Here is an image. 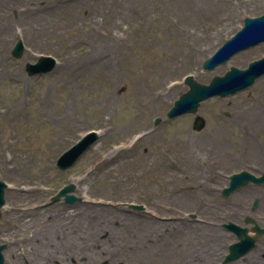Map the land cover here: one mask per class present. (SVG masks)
I'll use <instances>...</instances> for the list:
<instances>
[{
    "label": "rangeland",
    "instance_id": "1",
    "mask_svg": "<svg viewBox=\"0 0 264 264\" xmlns=\"http://www.w3.org/2000/svg\"><path fill=\"white\" fill-rule=\"evenodd\" d=\"M0 9L5 263L222 264L236 241L222 225L240 223L250 202L213 203L242 168L231 160L264 144V74L201 101L196 114H166L188 89L186 75L207 84L264 56L263 41L202 68L245 17L264 13V0H0ZM40 55L55 58L53 69L28 75L25 63ZM90 130L94 144L59 170V155ZM68 183L80 200H52Z\"/></svg>",
    "mask_w": 264,
    "mask_h": 264
},
{
    "label": "water",
    "instance_id": "2",
    "mask_svg": "<svg viewBox=\"0 0 264 264\" xmlns=\"http://www.w3.org/2000/svg\"><path fill=\"white\" fill-rule=\"evenodd\" d=\"M264 41V13L254 17H245L243 26L229 39H227L210 57L202 62L204 70H212L220 64H226L229 58L247 47ZM24 46L21 40H18L11 53L14 57H21ZM55 65V58L52 56L42 55L35 63H26L25 70L28 75H41L50 72ZM264 74V56L250 62L248 67L240 69L231 66L223 75L214 76L207 84L200 83L192 75L185 77V83L188 85L187 91L181 94L168 110L167 117L174 118L182 114H194L200 105V102L212 96H228L243 90L254 83V81ZM159 119H156V123ZM204 125V119L197 116L194 128L199 130ZM97 139V133L90 131L80 140L74 143L70 148L65 150L56 160V166L60 170H66L72 166L78 157L87 150ZM262 178H256L247 171H241L230 175L229 186L223 189L224 195H229L232 191L247 184L249 181L261 182ZM7 184L0 180V208L5 203L4 193ZM74 184L70 183L61 188L52 200H58L64 196V201L73 203L80 200L79 197L71 194L74 190ZM131 207L141 208V205L130 204ZM1 217V212H0ZM251 220V219H250ZM224 227L232 231L237 236V241L231 243L228 247V253L223 263L233 261L243 254L247 253L254 247V238L247 235V229L236 223L228 222ZM256 229H260L256 226ZM4 245H0V264H4L1 250Z\"/></svg>",
    "mask_w": 264,
    "mask_h": 264
},
{
    "label": "flooded vegetation",
    "instance_id": "3",
    "mask_svg": "<svg viewBox=\"0 0 264 264\" xmlns=\"http://www.w3.org/2000/svg\"><path fill=\"white\" fill-rule=\"evenodd\" d=\"M244 151L245 150L243 149V152ZM231 162L232 163L235 162V163L242 165V168L240 170L245 169L257 177H263V174H264V144H258L257 148L255 147L252 150V152H249V154H247L245 157L232 159ZM223 187H221L219 191L217 192V195H215L218 203L217 204L213 203V205L218 208H223L225 203L221 200L227 199L229 197H232L231 200L233 198L234 199L238 198L241 203L250 202L249 203V208H250L249 213H246L242 217H240L241 221L238 224H240L243 227H246L248 229L250 236L255 237V246L251 250L252 252H254V257H253V261L249 264H264V231L254 230L252 232L251 230L255 224L260 229H264V181H262L261 183L250 182L246 184L245 186L242 187V188L246 187V189H244V191L241 192L238 196L236 194L242 188L233 191L229 196L226 197L222 193ZM206 194L207 196H209L207 192ZM209 205L211 204L209 203ZM249 219H253L255 221L254 224L253 222H247V220ZM4 246L5 247L2 250V253L7 248L6 244H4ZM247 254H245L244 256H246Z\"/></svg>",
    "mask_w": 264,
    "mask_h": 264
},
{
    "label": "bare ground",
    "instance_id": "4",
    "mask_svg": "<svg viewBox=\"0 0 264 264\" xmlns=\"http://www.w3.org/2000/svg\"><path fill=\"white\" fill-rule=\"evenodd\" d=\"M2 12H3V10L2 9H0V17H1V19H2V17L4 16V14L5 13H3V15H2ZM5 12V11H4ZM251 52H247V53H242V54H239L238 56H236V60H238L240 57H242V56H246V55H248V54H250ZM262 80H258V85L256 86V87H258V86H261L262 85ZM262 105H264L263 103H261V106ZM264 107V106H263ZM142 140H145V136H142ZM126 148H121L117 153H115V155H117V154H119V153H121L122 151H124ZM190 152H191V150L189 149V147H187V149H186V153L187 154H190ZM123 153V152H122ZM98 154H96V158H99V155L97 156ZM192 156H196V155H193L192 154V152H191V155H190V157H192ZM109 158H111V157H109ZM109 158H107V157H104V158H100V160H101V163H103L104 161H106L107 159H109ZM202 159H204V157H202L200 160H202ZM210 160V157H209V159H208V161ZM205 163H203L204 165H205V167H206V165H207V161H206V158H205ZM67 215L68 216H70V215H72V213L71 212H69V213H67ZM59 221V220H58Z\"/></svg>",
    "mask_w": 264,
    "mask_h": 264
}]
</instances>
